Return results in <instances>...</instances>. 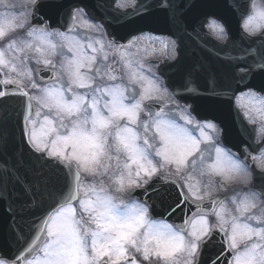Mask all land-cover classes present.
<instances>
[{"label": "snow or ice", "instance_id": "snow-or-ice-1", "mask_svg": "<svg viewBox=\"0 0 264 264\" xmlns=\"http://www.w3.org/2000/svg\"><path fill=\"white\" fill-rule=\"evenodd\" d=\"M29 3L31 12L17 15L10 0H0V105L10 97L26 100L16 162L0 163V199L11 217L0 264H264V185L249 186L251 165L264 153L251 155L243 141L230 147L225 117L231 101L237 116L264 128V51L251 47L264 42V23L250 27L264 21V9L256 11L249 0L241 16L251 64L231 65L224 83L210 75L203 89L191 87L189 73L184 92L169 93L143 58L133 59L148 49L133 52L131 41L111 37L85 7ZM223 6L221 0L200 5L207 9L201 27L206 22L220 39L227 32L214 9ZM160 7L176 21L172 4L164 0ZM52 16H66L67 31L53 28ZM77 28L91 35L82 37ZM49 69L51 83L42 75ZM161 100L179 120L167 104L154 111L152 102ZM10 120L0 107V126ZM7 151L0 137V153ZM37 208L39 215L25 221V212ZM177 216L176 226L166 219ZM8 236L23 241L15 253L5 251Z\"/></svg>", "mask_w": 264, "mask_h": 264}, {"label": "water", "instance_id": "water-1", "mask_svg": "<svg viewBox=\"0 0 264 264\" xmlns=\"http://www.w3.org/2000/svg\"><path fill=\"white\" fill-rule=\"evenodd\" d=\"M118 0H66L68 4H78L87 9L91 17L95 21H102L107 33L111 37H115L121 44H128L130 41L135 42L139 35L144 33H152L157 35L171 36L179 41V58L176 62L169 61L160 62L158 68V75L168 85L172 92L176 90L179 93L184 92V84L189 80V73H191V87L196 89H203L209 80L210 75H215L217 83H224L227 79L230 66L238 61H247L249 64L253 62L254 57H249L245 54L244 49L250 45V41L245 39V34L241 29V18H232V9L227 0H221L224 5L222 8L214 9L222 18L225 24L229 39L226 45H222L212 40L210 36L205 33V25L201 27V22L204 21V14L207 9L200 7L203 0H167L172 4L177 13L176 21L173 22L170 16V10L160 7L164 0L154 1L147 4L146 0H138L139 5L135 11L129 10L122 12L115 9ZM252 1V0H251ZM191 2L192 7H187ZM227 2V4H226ZM242 2V0H240ZM226 4V5H225ZM147 6L145 12L140 6ZM249 6V0H243L241 8L244 13ZM185 22V23H183ZM53 28L59 27L62 31H67L68 25L71 23L65 16L62 20L56 16L51 17ZM202 35H206L207 39L203 40ZM187 39V43H184ZM253 49L264 51V42L259 40L255 44H251ZM195 69V70H194ZM260 70L257 69V79H259ZM50 76H46V80ZM15 86H9L11 90ZM180 102L184 101L178 95L176 97ZM22 97H10L4 101L0 107H6L11 113V120L5 126H0V137H3L8 142V151L5 155L0 153V163H5L8 158H11L12 163L16 162L15 152H17L22 145V116L24 105L21 104ZM232 102H225V117L231 124L230 130V147L235 144L240 145L243 141L245 144L251 146L254 140V135L250 133L252 130L243 121V117L237 116L232 109ZM234 151L237 149L234 147ZM25 154V159H27ZM259 173H255V185H264V179ZM163 179V178H160ZM258 190V189H257ZM166 199H168L166 197ZM209 203L205 204L208 206ZM6 203L0 199V244L3 243L4 233L8 225L11 223V217L5 211ZM39 209H32L24 214V220L33 219L32 213L39 215ZM163 208L157 207V213H162ZM155 219L162 218L157 214H153ZM167 221L174 226L182 223V218L166 217ZM19 222V217H18ZM25 238H30L29 229L26 225L20 224ZM12 241L5 251L15 253L17 247L23 243H17L15 238L8 236Z\"/></svg>", "mask_w": 264, "mask_h": 264}, {"label": "rangeland", "instance_id": "rangeland-1", "mask_svg": "<svg viewBox=\"0 0 264 264\" xmlns=\"http://www.w3.org/2000/svg\"><path fill=\"white\" fill-rule=\"evenodd\" d=\"M10 3L15 6L14 7V10H15V13L17 15H22L23 13H26V12L30 13L31 12V6H30V3H29V0H10ZM133 4H134V1H125V0H123V1H121L119 3V7L125 9V8L130 7ZM259 22L263 23L264 21H261V20H258L257 19V20L254 21V25H257ZM76 31H77V34H79L82 37L83 36H86V35H91L89 33H85L80 28H77ZM53 39L54 40H57V42H59L58 41V38H55L54 37ZM164 44H165L164 40H161V39L156 38V37H152V36L142 37L141 40H140V42H139V44L135 45V47L132 48V51L133 52H136V49L137 48H139V49H145L146 48V49H148V55L145 57V56H143V53H141L140 55L134 56L133 59L134 60H139V59H142L143 58V62L146 65L151 66L152 72L156 73L157 66L156 65H151L154 62V60L170 59L171 61H173L175 59V52L173 53L171 51V48L170 47H169V50L165 51L163 49V45ZM153 48L156 49V51L154 53L152 52V49ZM53 59H54V61L57 64L59 63V59H60L59 56L54 57ZM31 67L35 68V67H37V65L31 64ZM41 67H42V65H41ZM46 71L51 72L50 69L49 70H46ZM36 79L39 80V77H36ZM51 82H52V80L50 82H48V83H51ZM152 103H154L155 106H159V107L162 106V105L167 104L168 107L165 108V111H169L172 114L173 118L179 120L178 115L175 112H172V107L173 106L170 105V104H168V101L167 100L153 101ZM261 134L262 133L260 132V135ZM202 147H205V146H202ZM205 158L206 159H209V160L211 159V157L208 155V152L205 153ZM258 164H259V166H264V159L259 160ZM161 175L164 176L163 173H161ZM194 175H197L198 176V172L194 173ZM169 177H171V176H169ZM172 178H174V177H172ZM251 185H252V180L250 178V185L249 186H251ZM236 187L242 188L243 185L240 184V185H237ZM229 192L231 193V189H229ZM256 211L258 213L259 212V209H257Z\"/></svg>", "mask_w": 264, "mask_h": 264}, {"label": "flooded vegetation", "instance_id": "flooded-vegetation-1", "mask_svg": "<svg viewBox=\"0 0 264 264\" xmlns=\"http://www.w3.org/2000/svg\"><path fill=\"white\" fill-rule=\"evenodd\" d=\"M262 4V3H261ZM261 5H260V3H259V1L257 0V1H255L254 3H253V7H254V9L256 10V11H259V7H260Z\"/></svg>", "mask_w": 264, "mask_h": 264}]
</instances>
